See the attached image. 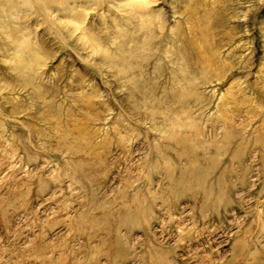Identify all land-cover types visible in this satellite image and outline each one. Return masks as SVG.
I'll return each instance as SVG.
<instances>
[{
	"label": "rangeland",
	"instance_id": "rangeland-1",
	"mask_svg": "<svg viewBox=\"0 0 264 264\" xmlns=\"http://www.w3.org/2000/svg\"><path fill=\"white\" fill-rule=\"evenodd\" d=\"M0 264H264V0H0Z\"/></svg>",
	"mask_w": 264,
	"mask_h": 264
}]
</instances>
